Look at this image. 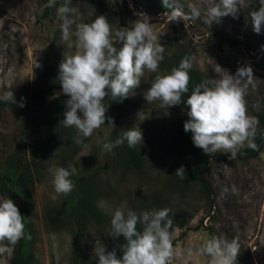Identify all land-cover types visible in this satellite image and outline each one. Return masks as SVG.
Listing matches in <instances>:
<instances>
[{
    "label": "rangeland",
    "instance_id": "1",
    "mask_svg": "<svg viewBox=\"0 0 264 264\" xmlns=\"http://www.w3.org/2000/svg\"><path fill=\"white\" fill-rule=\"evenodd\" d=\"M110 1L113 4L72 0L70 6L78 10L83 22L90 23L96 16L105 15L113 29L131 28L138 19L149 23L165 46L164 59L158 73L145 72L140 86L118 110L104 101L108 107L106 117L113 119L114 126L106 120L105 126L84 140L89 145L85 149L74 142L77 135L74 127L66 139L57 127L51 130L37 127L35 109L25 99V106L19 107L21 98L33 84L58 75L64 51H74L61 45L57 8L64 0H56L54 7L48 6L49 0H0V165L14 151L20 153V161L25 159L28 163L33 204L29 214L32 225L29 246L35 264H98L94 255L96 241L106 246L112 238L109 236L112 213L122 206L126 213L132 210L138 215L153 209H170L173 246L182 254L170 264H197L183 253L211 237L208 226L213 236L238 241L237 264H264V139L256 150L244 152L234 160L229 158L230 154L211 155L205 172L211 189L209 205L197 183L181 184L175 176L181 161L172 145L173 123L177 118L188 119L187 109L183 104L160 108L159 102L148 104L143 96L155 75L178 67L185 56L195 60L190 70L191 88L182 99H187L202 80L220 78L227 72L235 75L238 67L250 65L255 88L249 87L245 99L248 115L259 121L258 130L261 126L258 114L264 108V29L256 33L249 14L259 8V0H245L246 6L237 18L229 15L212 25L206 22L204 10L217 0H175L185 13L190 12V4L201 8L198 19L185 21H170L169 10L148 11L142 0H125L123 12L119 9L120 0ZM118 43L122 46V42ZM9 91H13L17 103L3 99ZM59 93L62 88L53 92ZM133 127L142 133V143L134 147L139 155L137 164L125 163L122 146L109 153L97 143L98 137L103 139L107 134L114 141ZM70 164L76 167L70 177L74 190L68 195H57L52 185L53 171ZM82 183L97 188L94 202L103 217L93 220L83 216L78 223L65 216L63 209L54 219V210L63 204L62 199L74 201ZM6 198L0 192V200ZM18 202L16 197L15 204ZM102 202L107 206L101 207ZM9 256L0 255V264H8ZM199 264H205L203 258Z\"/></svg>",
    "mask_w": 264,
    "mask_h": 264
},
{
    "label": "clouds",
    "instance_id": "2",
    "mask_svg": "<svg viewBox=\"0 0 264 264\" xmlns=\"http://www.w3.org/2000/svg\"><path fill=\"white\" fill-rule=\"evenodd\" d=\"M72 0H64L57 8L61 20V45L74 49L63 53L58 68V81L62 93L68 97L64 102L63 125L74 127V142L87 149L84 140L105 126L113 125L111 117H106L104 100L110 97L113 102H122L134 89L140 86L145 72L158 73L164 59L165 46L158 41L149 23L139 19L132 27L113 29L105 15L96 16L94 20L83 22L78 10L71 7ZM56 0H49L54 7ZM162 5L169 10L170 21L198 19L202 12L198 4H190L189 13L178 7L175 0H162ZM259 8L250 12L253 30L260 33L264 29V0H259ZM245 0H217L204 10L206 22L210 25L220 23L221 18L237 14L245 7ZM122 42L119 49L115 43ZM195 57L185 56L178 67L170 73L157 74L151 86L143 93L148 104L159 102L160 108L169 109L183 104L187 109L188 119L183 124L186 133H191L192 143L204 154H230L234 160L238 152L247 145L256 149L254 143L259 124L255 116L248 115L246 95L251 86L255 88L253 69L250 65L238 67L235 75L204 79L197 84L187 99L182 96L189 93L190 70ZM36 64V67H39ZM3 99L17 103L13 91L5 93ZM21 98L19 107H24ZM142 112L139 113L140 119ZM125 141L129 148L142 143V133L137 127L123 131V135L114 141L107 134L97 138L102 150L112 152ZM81 156H85L81 154ZM80 156V157H81ZM76 172L74 165L57 167L53 171L52 185L57 195H68L74 190L70 177ZM185 168L181 165L175 175L185 178ZM106 202L101 207H106ZM169 208L144 211L139 215L124 207H118L112 213L110 221L113 239L123 236L120 246L122 256L117 251H106L100 241H96L94 255L98 264H170L174 257L182 254L174 249V234L171 231L173 220L169 218ZM142 230L137 229V225ZM23 216L18 207L9 199L0 200V255L11 254L13 247L25 238ZM30 238V237H29ZM6 242V243H5ZM240 245L233 238L211 236L195 247L187 248L183 255L199 264L201 258L205 264H237Z\"/></svg>",
    "mask_w": 264,
    "mask_h": 264
},
{
    "label": "trees",
    "instance_id": "3",
    "mask_svg": "<svg viewBox=\"0 0 264 264\" xmlns=\"http://www.w3.org/2000/svg\"><path fill=\"white\" fill-rule=\"evenodd\" d=\"M58 1L62 2L63 0ZM89 1H101L108 4H113L110 0ZM142 2L147 7L148 11L158 12L161 10H167L163 7L162 0H142ZM118 5L120 12H123L126 8L125 0H120ZM44 12L45 10L42 11V13ZM225 40L235 43V41L231 39ZM242 43L244 47L248 49V45L244 42ZM116 47L119 49L122 46L117 42ZM170 72L171 71H166L163 74ZM57 77L58 75H51L33 84L31 88L24 94V99L31 107L35 109V125L37 127L49 128L50 130L57 127L59 128L60 132L66 135L67 139L69 138L68 135H70L71 129L73 127L65 128L62 122L65 118L64 113L67 110L64 102L68 99V97L63 93L53 94L55 89L61 88ZM190 83L189 89L191 88ZM187 94L188 93L184 95ZM127 99L128 98L124 99L122 102H119V100L113 102L110 97H107L104 101L110 108L118 110L121 104ZM1 102L2 101L0 100V103ZM258 118L260 120L261 126L257 130L254 139V143L256 145L259 142L264 126V108L261 110V113L258 114ZM186 120L187 119L177 118L173 123L174 135L172 145L175 155L178 156L181 161L180 165L175 169V172L181 165L184 166L186 171L184 179H181L176 175L175 176L178 182L181 184L194 182L197 183L206 197L208 204L211 205V189L209 180L205 174L211 156L204 154L201 149L196 148L193 145L191 133H186L183 129V124ZM112 133L115 134V130H112ZM122 149L125 163L137 164L139 157L137 150L135 148H129L126 141L122 145ZM253 150L255 149L245 145V147L238 152L237 156L242 157L244 152L246 153ZM20 159V153L14 151V153L6 155L0 165V192L7 198L11 199L14 204L16 202V197L19 198L18 204L15 205L18 207L20 214L23 216V222L25 225V238L21 239L13 247L8 259V264H35V260L32 258L29 246L32 239V225L29 214L32 211L33 204L31 198V187L28 183V180L29 182H32V178L27 161L25 159L20 161ZM80 185L81 189L76 193L74 201L66 202L65 199H62L63 204H60L55 208L53 213L54 219L63 212V209L65 210V216L73 217L78 223L80 222V218L83 216H87L93 220H100L103 217L102 212L97 208L94 202V198L98 193L97 188L92 186L90 183H82ZM207 228L209 229L211 236H213L212 228L210 226ZM137 229L142 230V226L138 224ZM123 243V236L115 239L111 238L105 246L106 251H112L115 249L117 251V256L121 257L123 253L120 250V246ZM86 262L89 261L86 260Z\"/></svg>",
    "mask_w": 264,
    "mask_h": 264
},
{
    "label": "water",
    "instance_id": "4",
    "mask_svg": "<svg viewBox=\"0 0 264 264\" xmlns=\"http://www.w3.org/2000/svg\"><path fill=\"white\" fill-rule=\"evenodd\" d=\"M263 139H264V126H263V129H262L261 137H260L259 142H258V144H257V148H258L259 145L262 143ZM257 148H256V149H257ZM256 149H255V150H256Z\"/></svg>",
    "mask_w": 264,
    "mask_h": 264
}]
</instances>
